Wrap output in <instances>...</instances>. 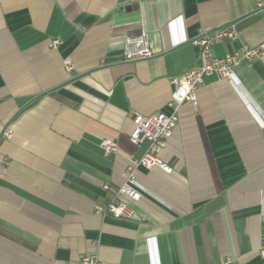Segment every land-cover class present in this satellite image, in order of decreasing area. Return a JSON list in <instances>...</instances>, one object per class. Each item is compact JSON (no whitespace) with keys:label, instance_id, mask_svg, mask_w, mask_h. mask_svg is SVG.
<instances>
[{"label":"crops","instance_id":"0c3cea01","mask_svg":"<svg viewBox=\"0 0 264 264\" xmlns=\"http://www.w3.org/2000/svg\"><path fill=\"white\" fill-rule=\"evenodd\" d=\"M230 25L218 58L264 42V0H0V264H264V55L204 78L132 218L95 212L148 147L133 114L168 113L194 40ZM142 33L154 56L126 61Z\"/></svg>","mask_w":264,"mask_h":264},{"label":"built area","instance_id":"2783aa9c","mask_svg":"<svg viewBox=\"0 0 264 264\" xmlns=\"http://www.w3.org/2000/svg\"><path fill=\"white\" fill-rule=\"evenodd\" d=\"M142 0H130V4H138ZM239 32L236 25H230L217 29L210 33H203L193 44L197 47L198 63L188 71L175 77L171 83L173 92L167 107L169 112H155L148 116L138 113L133 114L134 131L130 141L135 146H140L144 142L148 147L140 160H134L127 167V179L125 183L113 191V198L104 205L96 204L95 212L101 215H110L113 218H132L133 208L122 198H127L133 202H139L142 198L140 184L136 178V169L153 170L160 168L166 172H171V168L164 163L159 154L167 147L169 139L173 136L179 121V112L185 105L197 109L196 93L201 88L204 78L217 75L219 78L230 82L234 80L236 68L243 61H252L264 55V42L254 48L247 45L232 51L223 58H218L213 53V47L226 40L236 41ZM60 44L59 40L53 42L54 46ZM123 55L126 61L147 60L154 56L149 41V36L142 33L138 36L127 37L123 47ZM66 70L71 72L73 65L68 63ZM13 134L8 130L4 134L6 140H10ZM101 149L105 156H109L117 151V145L112 140H104ZM104 190H110L109 185H103ZM261 256L264 257V246L261 247ZM81 264H100L95 256L87 255L82 258ZM223 264H235L231 259L225 260Z\"/></svg>","mask_w":264,"mask_h":264}]
</instances>
